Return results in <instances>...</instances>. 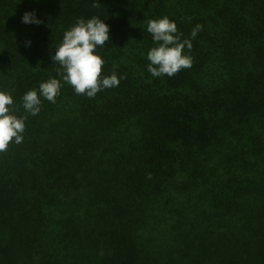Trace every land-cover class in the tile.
<instances>
[{
	"label": "trees",
	"instance_id": "obj_1",
	"mask_svg": "<svg viewBox=\"0 0 264 264\" xmlns=\"http://www.w3.org/2000/svg\"><path fill=\"white\" fill-rule=\"evenodd\" d=\"M92 17L121 79L88 98L52 57ZM163 17L202 30L191 68L153 77ZM50 78L56 103L25 112ZM0 90L27 116L0 154V264H264V0H0Z\"/></svg>",
	"mask_w": 264,
	"mask_h": 264
},
{
	"label": "clouds",
	"instance_id": "obj_2",
	"mask_svg": "<svg viewBox=\"0 0 264 264\" xmlns=\"http://www.w3.org/2000/svg\"><path fill=\"white\" fill-rule=\"evenodd\" d=\"M99 7V4H94ZM24 23L40 24L34 13H25ZM147 32L152 34L153 47L147 54L150 61L148 72L153 77L175 76L183 69L191 68L192 58L184 54L185 47L190 51L202 25L197 24L191 32L192 39L181 40L182 33L178 34L177 24L168 17L146 21ZM110 40V29L98 17L85 21L83 18L64 33L62 43L59 45L52 59L58 63L62 71L58 73L65 83L69 84L77 95L94 98L98 92L119 86L120 79L113 72L110 76L102 77L103 58L96 54L98 46H105ZM62 88L61 81L50 78L42 82L38 89L28 90L21 98L22 107L28 114L36 116L41 111V97L50 103H56ZM27 116L14 114V99L11 92L0 90V154L9 150L11 144L23 142V133L26 130ZM147 179H151L149 173Z\"/></svg>",
	"mask_w": 264,
	"mask_h": 264
}]
</instances>
